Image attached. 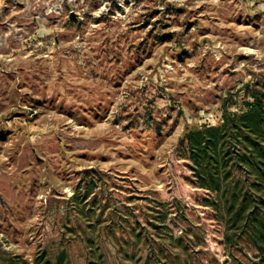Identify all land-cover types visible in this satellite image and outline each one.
<instances>
[{
    "label": "rangeland",
    "instance_id": "374dc122",
    "mask_svg": "<svg viewBox=\"0 0 264 264\" xmlns=\"http://www.w3.org/2000/svg\"><path fill=\"white\" fill-rule=\"evenodd\" d=\"M254 91L264 0H0V264H253L185 135Z\"/></svg>",
    "mask_w": 264,
    "mask_h": 264
},
{
    "label": "trees",
    "instance_id": "16d2710c",
    "mask_svg": "<svg viewBox=\"0 0 264 264\" xmlns=\"http://www.w3.org/2000/svg\"><path fill=\"white\" fill-rule=\"evenodd\" d=\"M251 98L244 112L224 109L220 124L187 130L185 141L196 184L210 193L206 203L225 228L226 246L246 243L257 252L253 264H264V93L254 91ZM88 244L93 248L92 240ZM64 261V255L55 263L42 252L32 264Z\"/></svg>",
    "mask_w": 264,
    "mask_h": 264
}]
</instances>
